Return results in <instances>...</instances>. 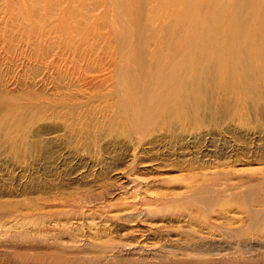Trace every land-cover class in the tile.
I'll return each mask as SVG.
<instances>
[{
    "label": "rangeland",
    "instance_id": "obj_1",
    "mask_svg": "<svg viewBox=\"0 0 264 264\" xmlns=\"http://www.w3.org/2000/svg\"><path fill=\"white\" fill-rule=\"evenodd\" d=\"M194 3L0 0V264H264V14ZM197 42L229 82L135 124Z\"/></svg>",
    "mask_w": 264,
    "mask_h": 264
},
{
    "label": "bare ground",
    "instance_id": "obj_2",
    "mask_svg": "<svg viewBox=\"0 0 264 264\" xmlns=\"http://www.w3.org/2000/svg\"><path fill=\"white\" fill-rule=\"evenodd\" d=\"M184 2L187 3L186 7L188 9L191 11L195 10L194 0H184ZM255 3L256 7L259 6V8H261L260 10L263 12L262 14H264V0H255ZM256 31L264 38V27H256L249 31L251 39H255ZM213 47L214 46L210 47L203 45L199 42L190 47V54L193 56V59L191 61L192 63H190L191 68L189 70V74L185 77L186 80L184 81V77H170L168 90H164L160 93L155 91L156 93H153L155 104L152 112L148 113L144 109V106H146V98L151 95V91L153 90L151 88H156L157 90L162 87L161 83H163V80L158 79V81L151 88H145L140 96H138V93L136 92L130 93V110L134 116V123L141 125L146 124L150 120L159 118L161 115L171 116L173 113L184 107L186 100H188L192 105H195V108L199 107L198 105L202 103V99H206L205 95L203 96L199 92V81L202 79V76L207 73L206 69L208 67L212 69L211 73L212 71L215 73L218 85L225 86L231 79L230 75L233 74V72L228 70L229 68L227 66V62H233L238 59V48L228 49L225 45L220 46L218 49L221 48L222 53L224 52L221 54L218 52L220 49L213 50ZM232 67L236 71H240L239 75L243 81L246 82V80H250L248 72L243 68V66L240 67L239 64H234ZM178 69H180V66L177 68L174 67L175 72L178 71ZM188 80L194 81V84L192 86L190 85L191 87L188 84ZM166 261L171 264L172 262H175V260L171 258H168Z\"/></svg>",
    "mask_w": 264,
    "mask_h": 264
}]
</instances>
